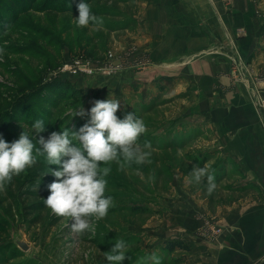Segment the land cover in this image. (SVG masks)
Returning <instances> with one entry per match:
<instances>
[{
    "label": "rangeland",
    "instance_id": "obj_1",
    "mask_svg": "<svg viewBox=\"0 0 264 264\" xmlns=\"http://www.w3.org/2000/svg\"><path fill=\"white\" fill-rule=\"evenodd\" d=\"M91 10L103 18L102 28L79 26L71 15H27L19 27L0 29L6 32L0 37V135L18 139L38 118L45 130L37 139L62 127L77 131L94 101L112 93L121 100L119 117L133 112L144 120L140 142H151V155L124 168L110 164L105 194L113 206L94 219V234H78L71 217L55 215L42 200L58 179L44 174L62 165H48L45 155L34 153L33 165L0 186V264H110L105 252L117 239L126 242L119 264H235L236 251L223 249L227 229L220 210L239 202L264 204V178L249 177L231 159L230 147L220 144L219 123L213 126L204 114L207 105L192 97L187 82L154 71L145 39L156 11L169 14L161 22H189L196 33L182 47L194 41L193 58H222L234 83L251 84L257 119L264 123V0H97ZM78 59L86 67L70 72ZM80 107L83 116L76 115ZM34 143L39 147L35 137ZM206 161L217 184L211 193L206 179L190 176L194 164ZM16 236L31 246L28 252L15 244ZM175 239L211 250L194 260L192 249L165 248Z\"/></svg>",
    "mask_w": 264,
    "mask_h": 264
},
{
    "label": "clouds",
    "instance_id": "obj_2",
    "mask_svg": "<svg viewBox=\"0 0 264 264\" xmlns=\"http://www.w3.org/2000/svg\"><path fill=\"white\" fill-rule=\"evenodd\" d=\"M77 7L79 14L73 18L77 25L103 27V18L91 10L88 0H81ZM111 96L112 93L107 99L94 101L87 112L88 120L77 131L62 127V131L37 139L36 135L45 130V121L38 118L31 123V131L24 129L18 139L8 142L0 135V186L33 165L34 153L45 155L48 165L62 167L48 169L44 174L51 172L58 179L48 184L49 195L42 199L43 203L57 216L71 217L72 231L94 234V219L105 217L113 206V197L105 194L110 164L114 162L124 168L126 164H142L151 155V142H140L146 131L144 120L133 112L119 117L121 100ZM84 114L83 107L76 110V115ZM190 176L195 182L206 179L209 193L217 187L207 161L202 166L194 164ZM125 247L126 242L117 239L111 250L105 252L107 261L110 264L124 261ZM151 258L158 259L155 255Z\"/></svg>",
    "mask_w": 264,
    "mask_h": 264
},
{
    "label": "crops",
    "instance_id": "obj_3",
    "mask_svg": "<svg viewBox=\"0 0 264 264\" xmlns=\"http://www.w3.org/2000/svg\"><path fill=\"white\" fill-rule=\"evenodd\" d=\"M168 15L166 11H156L157 21L148 29L150 34L145 39L157 67L154 71L161 77H170L169 74L175 73L174 78L187 82V90L192 97L199 99L204 107L207 105L208 109L205 108L203 113L215 122L213 126L219 123L220 144L230 147L233 152L231 159L241 163L242 170H246L249 177L264 178V123L257 119L253 90L249 88H252L251 84L247 87L234 83L222 58H193L191 50L196 48L194 41L185 48L181 44L191 41L196 31L191 30L189 22L180 27L171 19L161 22ZM181 24L184 25V22ZM172 27L177 29L171 30ZM247 204L239 202L220 210L221 223L227 229L223 249L229 255L232 250L236 251L234 255L240 261L235 264H264V204L253 203L250 205L253 208H247ZM193 228L189 224V229ZM188 242L194 260L198 257L201 261L202 256L207 254L206 248L211 250L205 244L199 246Z\"/></svg>",
    "mask_w": 264,
    "mask_h": 264
},
{
    "label": "trees",
    "instance_id": "obj_4",
    "mask_svg": "<svg viewBox=\"0 0 264 264\" xmlns=\"http://www.w3.org/2000/svg\"><path fill=\"white\" fill-rule=\"evenodd\" d=\"M97 0H88L90 5ZM81 0H0V29L22 25L21 18L27 15H71L78 16L77 5ZM0 31V37L6 33ZM76 96L75 94L73 95ZM139 209V208H138ZM165 248L170 252H191V247L181 239L167 241Z\"/></svg>",
    "mask_w": 264,
    "mask_h": 264
},
{
    "label": "built area",
    "instance_id": "obj_5",
    "mask_svg": "<svg viewBox=\"0 0 264 264\" xmlns=\"http://www.w3.org/2000/svg\"><path fill=\"white\" fill-rule=\"evenodd\" d=\"M83 66L86 67V64L84 65L83 61L81 59H78L74 61V63L69 67L68 70H70V72L72 73H77L79 71H83ZM84 71L91 73V69L87 70V68H85Z\"/></svg>",
    "mask_w": 264,
    "mask_h": 264
},
{
    "label": "water",
    "instance_id": "obj_6",
    "mask_svg": "<svg viewBox=\"0 0 264 264\" xmlns=\"http://www.w3.org/2000/svg\"><path fill=\"white\" fill-rule=\"evenodd\" d=\"M14 242L24 252H28L31 248V246L20 236H16Z\"/></svg>",
    "mask_w": 264,
    "mask_h": 264
},
{
    "label": "bare ground",
    "instance_id": "obj_7",
    "mask_svg": "<svg viewBox=\"0 0 264 264\" xmlns=\"http://www.w3.org/2000/svg\"><path fill=\"white\" fill-rule=\"evenodd\" d=\"M250 35V34H249ZM252 37V36H251ZM191 52V51H190ZM173 61V60H172Z\"/></svg>",
    "mask_w": 264,
    "mask_h": 264
}]
</instances>
